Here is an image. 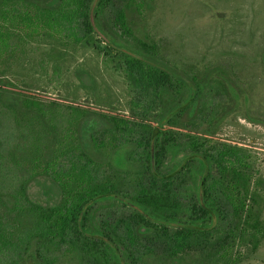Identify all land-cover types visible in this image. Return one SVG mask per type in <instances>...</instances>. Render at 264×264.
<instances>
[{"label": "trees", "instance_id": "trees-1", "mask_svg": "<svg viewBox=\"0 0 264 264\" xmlns=\"http://www.w3.org/2000/svg\"><path fill=\"white\" fill-rule=\"evenodd\" d=\"M156 1L0 0V264H240L242 248H259L258 160L209 131L175 129L202 83L134 34ZM45 46L102 54L127 81L128 115L8 91L13 67ZM75 74L95 88L88 71ZM31 184L49 191L44 204Z\"/></svg>", "mask_w": 264, "mask_h": 264}, {"label": "rangeland", "instance_id": "rangeland-1", "mask_svg": "<svg viewBox=\"0 0 264 264\" xmlns=\"http://www.w3.org/2000/svg\"><path fill=\"white\" fill-rule=\"evenodd\" d=\"M133 21L134 34L150 35L159 43L166 61L181 77L188 81L198 76L202 83L196 112L181 117L175 129L209 131L214 140L248 149L264 175V0H157ZM53 49L40 47L29 54L24 66L13 67L8 91L93 112L128 115L127 81L113 64L104 62L102 54L79 47ZM53 65L59 82L52 77ZM79 69L94 77L91 92L79 86L75 74ZM29 193L41 204L50 194L34 184ZM110 207L104 204L100 210ZM242 250L246 257L240 264H264V238L256 251ZM195 262L196 257L189 256L176 264Z\"/></svg>", "mask_w": 264, "mask_h": 264}]
</instances>
